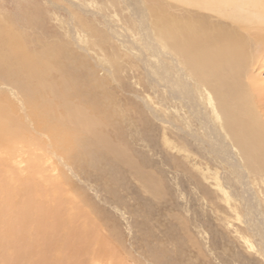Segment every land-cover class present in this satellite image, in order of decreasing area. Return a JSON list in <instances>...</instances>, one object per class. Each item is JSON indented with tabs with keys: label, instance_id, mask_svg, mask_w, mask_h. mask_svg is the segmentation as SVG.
<instances>
[{
	"label": "rangeland",
	"instance_id": "1",
	"mask_svg": "<svg viewBox=\"0 0 264 264\" xmlns=\"http://www.w3.org/2000/svg\"><path fill=\"white\" fill-rule=\"evenodd\" d=\"M136 7L143 11L157 7L180 19L181 25L222 22L229 28L232 24L224 17L169 0H0V19L12 24L15 40L23 49L37 57L43 52L58 56L53 61L57 68L46 76L44 92L39 93L35 82L26 85L36 90L37 104L26 113L21 108L22 91L27 89L15 86L13 79L22 76L1 67L0 93L9 98L12 116L26 128V137L41 145L42 174L33 175L27 167L34 160L24 159L19 169L12 168L18 179L9 183L17 191L25 189L28 180L30 189L43 188L46 195L34 196L33 201L54 212L58 227L69 221L79 236L90 229L89 247L82 240L54 246L55 238L46 245L51 255L61 251L65 264L78 262L80 257L89 264L94 251H106L120 264H264L260 237L248 229L254 225L249 220L258 215L264 220V166L245 167L241 185L232 167L220 163L196 141L195 134H203L197 118L183 99L172 98L174 84L159 78L153 68L166 63L169 81L176 80L182 70L184 80L193 89L198 86L204 98L205 91H212L184 65L180 46H175L176 53L167 48L153 25H143L140 33L142 18L134 15ZM263 37L251 36V40L263 44ZM247 48L250 60L236 69L240 85L248 87L255 78L264 87V50L258 55ZM156 49L159 53H153ZM52 83L55 90L49 87ZM73 108L83 110V116L97 124L83 129L75 121L78 115ZM34 112L59 127L50 129L52 125ZM257 114L264 121V104ZM21 170L25 171L22 177ZM241 195L249 196L254 210L247 213ZM15 196L19 205L28 198L21 193Z\"/></svg>",
	"mask_w": 264,
	"mask_h": 264
},
{
	"label": "bare ground",
	"instance_id": "2",
	"mask_svg": "<svg viewBox=\"0 0 264 264\" xmlns=\"http://www.w3.org/2000/svg\"><path fill=\"white\" fill-rule=\"evenodd\" d=\"M169 1L189 6V8L193 7L213 13L216 16L226 18L232 23L229 28L223 26L222 22L217 25H210L204 22L202 24L199 21L197 25L191 26L186 21L181 25L182 23H179L180 19L166 13L164 14V11L157 7L146 9V11H143L140 7H136L139 14L137 11L136 14H134L138 19L139 16L142 18V20L138 21L139 27L141 26L140 33L141 31L143 32V25L148 24V26H151H149L150 28L154 26V29L160 31L162 40L169 45L167 48L171 47L176 53L177 50L175 49L180 46L184 54V65L187 69H190V72L195 75L199 81H201L202 86H208L211 89L212 92L205 91L206 98H204L198 86L193 89L192 86H189L186 80H184V73H182V70L180 72L181 75L179 73L180 76L177 75L176 80H174V78L169 81L167 78L171 75L169 77L167 76L169 73L166 71V67L168 66L165 65L166 63L160 64L157 67L158 69L153 68L155 74H159V78H163L166 82L170 83V85L174 84L171 87L173 89L171 90L172 94H170L172 98L183 99V101L187 103V107L192 113L191 115L194 116L193 118H197L200 127L199 131L203 132V134L200 136L194 133L196 141L200 145L205 146L203 149H206L205 151H208V154L212 153L215 155V157L220 160V163H225L232 167L235 172L233 173L234 177L239 179L241 185H244L243 169H245V167L253 168L256 166H264V121H262L263 119L259 120L260 116L257 114L258 108L264 104V87L258 85L255 78L248 87L241 86V81L238 80L236 69L243 67L244 63L247 64V58L249 59L246 52L248 49L247 47H250L252 51L254 49L258 52V55L264 50V42L263 44L260 42V44H258L255 43L257 41L254 40L255 42L253 43L251 40V36H257L259 38L264 36V0ZM177 17H179V15H177ZM0 24L3 25V30L0 29V70L1 67L4 66L10 70L9 72H15L22 76L13 79L15 80V86L20 87L21 90L23 88L27 89L22 91L25 102L22 103L21 109L25 112L28 107L33 108L37 105L35 103L36 90L33 89V92L31 89H28L29 86L26 85L35 82V85L38 86L40 91L39 93L42 91L44 92L43 89H46L47 86L46 76L57 68L56 66H58V64L53 63V61H57L56 58L58 56L54 52L47 53V55H44V52L41 54L38 53V57L33 55L35 53H30L26 49H23L22 44L15 40V28L13 29L10 22L0 19ZM233 24H238L243 27L240 28L238 25L235 26ZM74 31L75 29H73V35H75ZM181 31L191 34L190 36L184 35V37H181ZM194 32L198 33L195 34ZM197 34L202 36L201 39L194 37V35ZM191 40H199V42L198 44L192 43ZM247 41L250 44L248 46L246 45ZM175 46L177 47L175 48ZM6 47L7 49H5ZM158 51L160 50H153V53H159ZM5 76L8 79L11 78L9 75ZM55 86L56 85L52 83L49 87L55 90ZM168 87L170 88V86ZM50 91L48 90V92ZM54 94H56V92H53V95ZM216 99L217 101L215 102ZM201 101L202 105L198 103ZM8 105H10L9 98L5 97L4 93H0V264H24V262H28V264H65V256L63 253L61 251H55V254L51 255L45 251L46 245L50 244L53 238H55L57 243L54 242V246L64 247L66 244H75L82 240L83 243L89 247L92 234L89 231L90 229L87 228L83 235L79 236L76 232L77 228L74 227L71 222L63 221L64 219L61 220V222L63 221V228H60V223L57 220L58 217L52 215L54 212L52 213L43 203H36L33 201L34 196L36 199H41L46 193L42 190L43 188L30 189V180L27 181L28 184L24 182L26 187L20 191H17L12 187L13 184H10L15 179H18L19 175L14 169H19L24 159L26 161H30L29 158L34 160V163H28L29 167H27L32 170L31 173H33V175L42 174V168L40 167V156H38V152L41 151V145L39 143L34 144L35 142L32 141V138L26 137V128H22L13 118L12 112L14 113V107ZM209 108L212 109V117L210 114L211 112L209 113V110L207 111ZM73 110L76 111V116L78 115L75 121L79 122L83 129L90 130L97 124L95 120L86 118L87 116L84 117L82 114L83 110L81 111V109L77 110L74 108ZM34 114H36L41 121L46 120H44L43 116H40L38 112H34ZM79 114L82 117H80ZM28 122L30 124L29 120ZM45 122L52 125L50 129L55 128V126L57 128L59 127L57 126L58 124L54 125L51 121L46 120ZM32 127L36 132L39 131L41 134H44L39 127L34 125ZM28 131L29 129L27 132ZM47 131L48 130L45 128L46 133ZM51 136L54 138V135ZM54 140L56 143L57 140L55 138ZM55 152L56 151H54L55 156L60 157ZM42 157L44 156L42 155ZM13 167L14 169H12ZM2 172H4V175H2ZM5 173H8V175H5ZM23 173L21 170L20 176L23 175ZM245 192L246 191H244V193ZM19 193L22 194V198L24 195L28 197L23 200L20 205L15 202L17 198L15 195ZM241 196L245 200L246 209L248 210L247 213L250 212L249 210H254L255 207L252 205V200L249 196ZM256 213L258 212H254L253 215H256ZM250 215L251 214L248 216ZM259 216L260 215H258V219L246 220L254 224L252 229L250 227L248 229L250 231L252 230L255 235L260 237V251L263 255L264 220L262 221L259 219ZM52 218L55 220L52 221ZM50 229H53V231H50ZM31 233H33V238L30 235ZM242 238L248 242L246 236ZM50 246L53 247V245ZM114 253L115 252H113V254ZM93 254L94 257L90 259L91 261L89 264L121 263L114 260L106 251H103L101 254L94 251ZM107 255L111 257L105 260L104 257ZM73 264L87 263L80 257L78 262L75 261Z\"/></svg>",
	"mask_w": 264,
	"mask_h": 264
}]
</instances>
